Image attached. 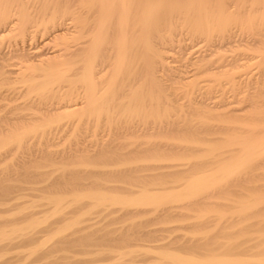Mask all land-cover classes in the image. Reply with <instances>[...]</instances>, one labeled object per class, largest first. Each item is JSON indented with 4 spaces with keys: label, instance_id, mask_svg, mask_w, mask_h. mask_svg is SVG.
Wrapping results in <instances>:
<instances>
[{
    "label": "rangeland",
    "instance_id": "374dc122",
    "mask_svg": "<svg viewBox=\"0 0 264 264\" xmlns=\"http://www.w3.org/2000/svg\"><path fill=\"white\" fill-rule=\"evenodd\" d=\"M27 1L31 3L29 0ZM151 1L156 2L155 5L157 4V6L154 5L155 8L157 7L155 9L157 15L155 12L147 15L146 21H148L144 25L143 22L140 24L142 19L139 18L142 17L141 14L145 10V7L143 8L145 0H136V2L127 0V7L130 8L127 13L129 24L122 27V32L128 31L122 33V38L126 37L123 38L125 40L124 50L128 49L124 52L126 55H124L125 59L122 65V72H124L108 94L104 91L105 87L110 85L115 74L114 59L117 48L116 40L119 34L115 28H109L106 41L96 44L99 48L106 47L105 49H107V51H101L102 54H100L104 55L102 58H105L103 59L105 64H102L105 70L102 75H99L102 78L98 77L99 79L95 80L97 95L101 94V97L104 95L102 106L104 112L102 110L95 111L96 114L94 111H87L79 118L77 116L72 119L61 118L60 110L68 104L87 103L89 93L84 89L86 88L85 84L79 82L80 72L78 74L77 71L59 67L56 68V72L55 70L52 72L51 78L39 75L42 77L39 78L40 80L38 78L31 79L28 77V73L31 71L39 73V69L42 67V69H47L50 65L45 64L39 67V63L36 61L34 63L26 62L27 59L23 57L24 52L21 53V56L19 50L28 51L33 48V45L34 47L40 46L43 49L38 48L36 51L41 50L42 55L46 54V57H52L56 47L52 43V45H42V47L41 44L45 39L35 40L36 44L34 39L27 43L28 37L24 38L26 40L19 38L18 34L20 33L21 36V32L4 34L0 28V145L14 136L20 137L12 144L10 143L6 150L0 151V233L12 230L13 234L10 233L11 236H8L7 233V239H5L6 237L0 239V242L4 240L2 243L6 245L4 248L5 245L1 246L2 243H0V247L5 249L4 251L3 248H0V264H93V262L94 264H118L114 263L111 257L119 253V249L120 251L128 249L127 252H135L126 258V264H174L168 260L162 261L163 258L160 259L163 255L159 253H165L166 250L171 251H167L166 254H180L179 256L182 255L181 259L191 257L197 261L211 262L217 259L235 260L240 258L246 261L249 256L253 261L248 260L251 264L264 262V150H262L264 144H261L260 149L262 151L261 160L258 158L259 162L257 160L247 162L242 169L234 172L232 177L230 176L221 184L219 183L215 189L217 191L211 190L204 193L205 195L198 194L199 196L190 198L185 196L182 190L185 184L192 179L209 176L212 172H216L212 173V176H216L220 168L229 166L240 156L241 150L239 149L241 147L238 146L254 141L257 134L259 139H264V123H262L264 122V112L259 115L261 108L264 110V102H260L264 101V93H262L264 84L257 85L261 82L264 83V78H262L264 77V73H262L264 72V61H262L264 59V47H262L264 46V23H262L264 22V0H242V2L241 0H201V2L200 0H177L173 1L175 6L172 0L171 3L169 0H161L160 4L158 0ZM41 2L48 3V9H51L49 6H55L58 3L59 5L68 4L69 12L78 16L96 8L98 5L96 3H99V0H59L58 2L57 0H42ZM133 2L134 5H132ZM29 3L30 7L32 3ZM167 3L169 7L166 6ZM141 4L142 8H140ZM170 4L173 5L172 10L169 9ZM253 4L254 6H252ZM200 5H203L202 9ZM215 6H218V9ZM175 7L177 8L175 9ZM188 8L190 9L189 16ZM140 9H143V12ZM162 9L166 10L165 14H163L164 11L160 13ZM199 9L204 10L199 12ZM36 11L39 14L40 10ZM183 11L187 13V16L185 13L183 15ZM220 11L221 14L218 13V15L217 12ZM201 13L205 16H202ZM194 15H197V18ZM36 16L38 15L34 11L33 14L29 13V16L27 15L29 22ZM215 17H221V19ZM153 18L155 24H151ZM195 19L202 21H195ZM91 21L93 22L92 19ZM91 21L90 23H92ZM164 21L166 22L164 23ZM209 22L210 24H208ZM160 24H162L161 27ZM204 24L207 26L204 27ZM218 24L219 26H217ZM147 25L151 27V30L154 27L157 34L156 31H151L149 26L147 29ZM209 25L211 26L209 27ZM220 26L222 27L219 28ZM207 27L210 29L208 30ZM142 28L144 29L142 30ZM161 28H166L162 31L163 34ZM204 28L209 31L205 32L207 35L201 33L202 31L204 33ZM223 28L224 30H222ZM142 31H145L146 35ZM164 31L168 33L165 32L167 37ZM221 32L224 35L221 36ZM200 34H202V38H200ZM13 36L16 37V40ZM147 36L148 38H146ZM203 36L206 38L202 42ZM84 38L86 39L83 36L79 41L85 42L87 39L84 41ZM165 38L167 41L172 38L168 45ZM206 39L207 42L210 39L209 44L206 43ZM20 40L22 42L19 45ZM23 40L26 44L23 43ZM79 41L76 46L83 44ZM169 43H172L171 46ZM149 46L154 47L156 51L154 49L152 51ZM158 48L162 51H159ZM168 49H170L169 52ZM214 49L220 56H213L216 52ZM189 50L196 51L190 52ZM14 53H19L21 57L14 56ZM79 53L74 54L73 52L74 56L71 54L72 57L66 59L78 63V60H82L86 55V53L84 56L82 52ZM151 53L155 56H152ZM159 55L173 60L166 61L167 63L171 62L170 64L158 66L160 65L158 64L159 60H161ZM248 55L254 60L260 57L257 65L256 61H253V65L257 66L254 67L260 68H258L260 82H258L257 69L249 72V69H254L250 66L247 69L244 68L245 71L243 69L236 70V66H240L241 62L236 64L235 62L246 59L245 57ZM249 56L248 59H250ZM154 57L158 61L154 60ZM216 61L219 64L222 63L224 71L220 70L221 66L219 67V64L215 63ZM207 62H209V69ZM194 63L195 66L196 64L198 66L193 67ZM202 64L205 67L201 68ZM80 65L82 66L81 63ZM225 66L230 69V72L229 70L227 72L230 75L223 73L227 71ZM29 67L32 69L30 70ZM171 67H174V70ZM25 68L29 69L26 71ZM101 68L102 66L97 70L99 71ZM199 68L201 71L198 70ZM205 68L210 71L207 72ZM241 70L244 75L246 74L245 78H242L243 73L242 75L238 74ZM5 71L7 74H3ZM204 72L208 76L206 73L203 75ZM234 72L237 73V78L233 74ZM249 73L257 75L250 77ZM228 76L231 77L232 83L228 82L230 80ZM254 77H258L257 80ZM254 81L258 83L252 84ZM254 85L262 88V90L259 89L260 92L257 90L262 97L257 95ZM42 86L49 87L50 90L42 91ZM55 89L57 92L54 91ZM101 91L103 94H99ZM255 94L261 97L258 100L260 103L255 104L261 108L256 107V110L252 105V102L257 100ZM252 95L256 96H254L255 99ZM249 97L253 99L251 100ZM207 98L208 100H206ZM200 102L201 106H199ZM210 103L214 106H210ZM205 106L210 108V111ZM237 107L238 109H236ZM204 110L205 112H203ZM236 110L239 111V114ZM254 111L257 112V115ZM27 117L30 119L29 121ZM45 119L56 123L47 129H39V126L44 122L47 123ZM80 119L82 121H79ZM127 135L136 136L132 143V137L128 139ZM246 140L248 141L246 142ZM240 142L243 144L241 145ZM125 169L128 170V173ZM171 192L172 194H170ZM210 192L212 194H209ZM103 193L108 197L117 195L120 199H126V197L127 199H141V197H149V195L158 196L166 193L174 198L166 204L148 207L149 210L153 209L151 212L147 209L143 211L141 208L139 209L143 213L140 210L136 212L137 207H130L131 213L130 209L128 210L129 207L123 208L126 211L122 209L124 211L122 212L119 206L109 208L104 205H96L95 201H92L94 198L91 197L100 194L103 196ZM59 200H61L60 205L56 203ZM62 200H65L64 203ZM248 204L253 207H249V209ZM144 247L154 251L147 253ZM9 248H14L16 253H13L15 251L11 249L10 255ZM214 248L221 252L215 251ZM161 249H165V251ZM116 251L118 252L114 255ZM224 251L226 252L224 253ZM121 252L123 253V251ZM219 253L220 255L217 256ZM221 253L225 254L222 255L226 259L221 256ZM12 256L13 258H11ZM158 256L160 257L158 258ZM220 256L222 259L218 258Z\"/></svg>",
    "mask_w": 264,
    "mask_h": 264
},
{
    "label": "bare ground",
    "instance_id": "6f19581e",
    "mask_svg": "<svg viewBox=\"0 0 264 264\" xmlns=\"http://www.w3.org/2000/svg\"><path fill=\"white\" fill-rule=\"evenodd\" d=\"M27 0H0V28L2 29L1 31L4 33V34H6V33H9V32H15V31H17L16 32V34H18L19 32H21V36H20V33L18 34L19 35V38L20 39H24V38H26L27 39V37H28V41L26 40V39H24V40H26V42L28 43L30 40H32L33 41V39H34V43H35V40H38V39H45V40H43V42H42V44H41V46L42 45H44V46H49L51 43L52 44H54L53 46L54 47H56V50L54 51L53 50V54H52V57H46L45 55H42L40 52H41V50L43 49H41L40 48V46L39 47H36V49H35V47H34V45H33V48L32 49H29L27 52L26 51H20L19 50V48H18V50H19V52H20V54L22 53L23 54V52H24V54H23V57L24 58H26L27 59V61L26 62H33L34 63V61H36V62H38L39 63V67L41 66H43V65H45V64H47V65H50L47 69H39L38 71H40L39 73H37V71L36 72H33V71H31L30 73H28V77H31V79L32 78H34V79H37L38 78V80H40L42 77L41 76H39V75H43V76H47V77H45V78H48V76L50 77V76H52L53 75V71L55 70V72H56V68H59V67H62L63 69L64 68H66L67 70H74V71H77L78 72V74H79V72H80V77H79V82H82V84L84 83L85 84V87L86 88H84V89H86V90H88L87 92L89 93V98H87V103H85V104H79L78 102V104L77 103H73V104H68V105H66V106H64V108H62L60 111L62 112L61 114L62 115H60V117L61 118H74L75 116H77L78 118L80 117V116H82L85 112H87V111H94V113H96L95 111H97V112H99V111H101L102 110V106H103V99H104V95L101 97V94L100 93H102V91L104 90V88H102L103 90L101 91V92H99V96L97 95V93H96V87H97V85H96V83H95V80L97 81V79L96 78H98V77H100L99 75H102L103 74V72H104V70H105V68L103 69V65L105 64L104 63V61H103V59H105V58H102V56H104V55H100V54H102L101 53V51H103L104 52V50H106L107 51V49H105L106 47H103V48H99V46L97 47V45L96 44H98V42L100 43V42H105L106 41V39H107V36H108V30H109V28H115V30L118 32V34H119V36H117L118 38H117V40H116V51H115V49H114V51L116 52V57H115V66L114 67H116L115 68V74H114V77L112 78V81H110V85H108L107 86V88L105 87V91H104V93H107L108 94V92H110L112 89H113V86L115 85V83H116V81L118 80V79H120L121 77H122V73L124 72H122V65H123V61H124V57L126 56L125 55V50H128V49H125L124 50V48H125V36L122 38V33H126V32H128V31H124V32H122V27H124L128 22H127V13H128V9L130 10V8L129 7H127L128 5H127V0H99V3H96V5H97V7L95 8L94 6V8H92V9H90V11H87L85 14H83V15H80V17H78L77 15L75 16L74 14L75 13H71V12H69V10H70V7H69V5L68 4H66V5H59V3H58V5L56 4H54L55 6H49V7H51V9H48V6H47V4L45 3H43V2H41L40 0H29L31 3H29L28 1L26 2ZM44 1V0H43ZM59 0H57V2H58ZM69 1V0H68ZM93 1V0H92ZM97 1V0H96ZM159 2V4H160V1L161 0H158ZM170 1V3H171V0H169ZM173 1H177V0H172V2ZM209 1V0H208ZM221 1V0H220ZM254 1V0H253ZM47 2V1H46ZM52 2V1H51ZM129 2V1H128ZM135 2H136V0H135ZM167 2V1H166ZM200 2H201V0H200ZM207 2V1H206ZM205 2V3H206ZM213 2V1H212ZM223 2V1H222ZM241 2H242V0H241ZM28 3L29 4H31L30 5V7L28 6ZM50 3V2H49ZM131 3V2H130ZM155 3L156 2H152L151 0H145V6H143V8L145 9L144 10V12H143V14H141L142 15V17L141 18H139V19H142V21H140V24H141V22H143V24L144 25H146L145 23H147V21H146V18H147V15H149V14H151V13H154L155 12V9H157V7L155 8V6H157V4L155 5ZM169 3V2H168ZM168 3H167V5L166 6H168ZM180 3V2H179ZM182 3V2H181ZM198 3H199V1H198ZM197 3V4H198ZM262 3V2H261ZM140 4V3H139ZM144 4V3H143ZM185 4V3H184ZM83 5V4H82ZM132 5H134V2H133V4ZM137 5V4H136ZM155 5V6H154ZM163 5V4H162ZM162 5H160V6H162ZM171 5V4H170ZM173 5H174V2H173ZM173 5H171V7L169 8V9H171L172 10V6ZM182 5V4H181ZM191 5V4H190ZM193 5V4H192ZM203 5H204V2H203ZM203 5L201 6V9H202V7H203ZM220 5V4H219ZM222 5V4H221ZM138 6V5H137ZM159 6V7H160ZM175 6V5H174ZM178 6V5H177ZM186 7H187V4L185 5ZM200 6H198V8H200ZM206 6V5H205ZM210 6H212V5H210ZM252 6H254V4L252 5ZM92 7V6H91ZM164 7H165V4H164ZM169 7V6H168ZM168 7H167V9H168ZM192 7V6H191ZM190 7V8H191ZM197 7V6H196ZM195 7V8H196ZM216 7V6H215ZM214 7V8H215ZM218 7V6H217ZM216 7V9H218ZM231 7H232V5H231ZM140 8H142V4H141V6H140ZM161 8V7H160ZM177 7H175V9H176ZM209 8V7H208ZM220 8V7H219ZM224 8V7H223ZM132 9H133V7H132ZM137 9H139V8H137ZM174 9V10H175ZM179 9V8H178ZM184 9V8H183ZM201 9H199V12H200V10ZM231 9V8H230ZM234 9V8H233ZM242 9V8H241ZM36 10H40V12H39V14H38V12L36 11ZM189 10V13H188V16L190 15V9L188 8L187 9V11ZM195 10V9H194ZM204 10V9H203ZM203 10H201V11H203ZM212 10H215V9H212ZM223 10V9H222ZM253 10V9H252ZM260 10V9H259ZM33 11L34 12H36L37 13V15L38 16H36L35 18H34V20L32 21H30L29 22V19H28V17H27V15L29 16V13L31 14H33ZM132 11V10H131ZM157 11V10H156ZM161 12L160 13H162V11H164L163 9L162 10H160ZM166 11V10H165ZM165 11L163 12V14H165ZM181 11V10H180ZM192 11H193V9H192ZM206 11H208V10H206ZM205 11V12H206ZM219 11V10H218ZM257 11V10H256ZM179 12V11H178ZM177 12V13H178ZM209 12V11H208ZM239 12V11H238ZM253 12H255V11H253ZM261 12V11H260ZM84 13V12H83ZM141 13V12H140ZM157 12H155V14H156ZM167 13V12H166ZM173 13V12H172ZM184 11H183V15H184ZM203 13V12H202ZM202 13H201V15H202ZM218 13H220L221 14V11L220 12H217V14ZM259 13V12H258ZM179 14V13H178ZM186 14V16H187V13H185ZM193 14V13H192ZM191 14V15H192ZM224 14V13H223ZM225 14H227V13H225ZM235 14V13H234ZM262 14V13H261ZM153 16H154V14H152ZM157 15V14H156ZM162 15V14H161ZM168 15H169V13H168ZM168 15H167V17H168ZM171 15H173V14H171ZM200 15V14H199ZM204 16H205V14H203ZM202 15V16H203ZM213 15V14H212ZM219 15V14H218ZM232 15V14H231ZM253 15V14H252ZM256 15V14H255ZM33 16V15H32ZM35 16V15H34ZM85 16V17H84ZM163 16V15H162ZM161 16V17H162ZM166 16V15H165ZM165 16H164V18H165ZM182 16V15H181ZM195 16V15H194ZM215 16V15H214ZM217 16V15H216ZM222 16V15H221ZM89 17H91V19L93 20V22L91 21V19H89ZM132 17H134V16H132ZM138 17V16H137ZM150 17V16H149ZM196 18H197V15L195 16ZM201 17V16H200ZM252 17V16H251ZM262 17V16H261ZM157 18V17H156ZM216 18V17H215ZM217 18H219V17H217ZM216 18V19H217ZM148 19V18H147ZM162 19V18H161ZM160 19V20H161ZM168 19V18H167ZM194 19V18H193ZM192 19V20H193ZM199 19H202V18H199ZM219 19H221V17L219 18ZM92 22V23H90V21ZM138 20V19H137ZM151 20V19H150ZM149 20V21H150ZM164 20V19H163ZM163 20H161V21H163ZM196 20H198V19H195V21ZM224 20V19H223ZM221 20V22H223L224 23V21L226 20ZM132 21V20H131ZM156 21V20H155ZM158 21V20H157ZM156 21V22H157ZM173 21V20H172ZM198 21H202V20H198ZM261 21V20H260ZM153 23H151V24H155L154 23V18H153V21H152ZM160 22V21H159ZM166 21H164V23H165ZM208 22V21H207ZM221 22L219 23V24H221ZM227 22V21H226ZM149 23V24H150ZM172 23V22H171ZM170 23V24H171ZM178 23V22H177ZM194 23V22H193ZM212 23V22H211ZM260 23V22H259ZM262 23H264V22H262ZM129 24V23H128ZM132 24V23H131ZM143 24H142V26H143ZM163 24V23H162ZM162 24H160V27H161V25ZM173 24H175V23H173ZM196 24H197V22H196ZM200 24V23H199ZM206 24V23H205ZM204 24V27H206L207 25H205ZM208 24H210V22L208 23ZM219 24L217 25V26H219ZM226 25V24H225ZM224 25V26H225ZM148 26L149 25H147V29H148ZM155 26V25H154ZM195 26V25H194ZM197 26V25H196ZM198 26H200V25H198ZM203 26V25H202ZM201 26V27H202ZM211 25H209V27H210ZM216 26V27H217ZM223 26V27H224ZM251 26V25H250ZM128 27H129V25H128ZM133 27V26H132ZM140 27V26H139ZM144 27V26H143ZM150 27V26H149ZM159 27V28H160ZM179 27V26H178ZM209 27H207L208 28V30L210 29ZM214 27V26H213ZM222 26H220L219 28H221ZM126 28V27H125ZM134 28V27H133ZM156 28V27H155ZM218 28V27H217ZM227 28V27H226ZM225 28V29H226ZM124 29V28H123ZM141 29V28H140ZM144 28H142V30H143ZM145 29H146V27H145ZM158 29V28H157ZM162 29V28H161ZM198 29V28H197ZM202 29V28H201ZM200 29V30H201ZM124 30H126V29H124ZM129 30H130V27H129ZM139 30V29H138ZM150 30H151V27H150ZM163 30H166V28L165 29H162L161 30V32L163 31ZM168 30V29H167ZM203 30V29H202ZM204 30H205V28H204ZM208 30H205L204 31V33H203V31L201 32L202 34H206L205 32L206 31H208ZM219 30V29H218ZM222 30H224V28L222 29ZM149 31V30H148ZM151 31H156L155 33L157 34V30H155L154 29V27H153V30H151ZM160 31V30H159ZM158 31V32H159ZM189 31V30H188ZM219 31H221V30H219ZM228 31V30H227ZM1 32V33H2ZM111 32V31H110ZM131 32H132V30H131ZM140 32V31H139ZM166 31H164V33H165ZM196 32V31H195ZM209 32V31H208ZM226 32V31H225ZM138 33V32H137ZM142 33H144L145 34V31H142ZM141 33V34H142ZM149 33V32H148ZM151 33H153V32H151ZM154 33V34H155ZM167 33V32H166ZM166 33H165V36H166ZM197 33V32H196ZM11 34V33H10ZM140 34V33H139ZM161 34V33H160ZM162 34H163V32H162ZM162 34H161V36H162ZM168 34V33H167ZM170 34V33H169ZM173 34V33H172ZM175 34H176V32H175ZM189 34V33H188ZM197 34H199V32L197 33ZM197 34H195V35H197ZM202 34H200V38H202L201 36H202ZM17 35V36H18ZM126 35V34H125ZM129 35V34H128ZM133 35H134V33H133ZM146 35V34H145ZM207 35V34H206ZM209 35V34H208ZM222 35H224L223 34V32H221V36ZM228 35V34H227ZM83 36H85L86 37V39L84 38V41L85 42H80L79 40L83 37ZM152 36V35H151ZM160 36V35H159ZM168 36V35H167ZM166 36V37H167ZM174 36V35H173ZM186 36V35H185ZM220 36V37H221ZM14 37V36H13ZM21 37H23V38H21ZM141 37V36H140ZM170 37H172V36H170ZM183 37V36H182ZM189 37V36H188ZM15 38V40H16V37H14ZM19 38H17V39H19ZM110 38V37H109ZM133 38V37H132ZM146 38H148V36L146 37ZM197 38H199V37H197ZM203 38H204V40H202V42L203 41H205V38L206 37H204L203 36ZM207 38H208V36H207ZM212 38H214V37H212ZM217 38V37H216ZM160 39V38H159ZM172 39V38H171ZM170 39V40H171ZM219 39V38H218ZM24 40H23V43H25L26 44V42H24ZM165 40H166V38H165ZM169 40V41H170ZM174 40V39H173ZM173 40H172V43H173ZM179 40V39H178ZM184 40V39H183ZM193 40V39H192ZM201 40V39H200ZM199 40V41H200ZM209 40L210 39H208V42H209ZM212 40V39H211ZM215 40V39H214ZM217 40V39H216ZM220 40V39H219ZM222 40H224V39H222ZM80 42V43H83V44H81V46H76V43L77 42ZM109 41V40H108ZM128 41V40H127ZM146 41V40H145ZM167 41V40H166ZM169 41H167V45H168V42ZM186 41V40H185ZM262 41V40H261ZM20 42H22L21 40L19 41V45H20ZM102 42V43H103ZM142 42H144V41H142ZM191 42V41H190ZM189 42V43H190ZM193 42V41H192ZM195 42V41H194ZM201 42V43H202ZM207 42V39H206V43H208ZM213 42V41H212ZM219 42V41H218ZM222 42V41H221ZM31 43V42H30ZM30 43H29V47H30ZM33 43V42H32ZM37 43H39V42H37ZM79 43V44H80ZM130 43V42H129ZM147 43V42H146ZM154 43H155V41H154ZM164 43V42H163ZM172 43H169V45L171 46V44ZM178 43V42H177ZM187 43V42H186ZM185 43V44H186ZM198 43V42H197ZM196 43V44H197ZM200 43V44H201ZM210 43V42H209ZM208 43V44H209ZM261 43V42H260ZM24 44V45H25ZM36 44V43H35ZM51 44V45H52ZM148 44V43H147ZM158 44V43H157ZM161 44H162V42H161ZM183 44V43H182ZM195 44V46H197ZM203 44V43H202ZM205 44V43H204ZM214 44V43H213ZM229 44H231V43H229ZM228 44V45H229ZM16 45V44H15ZM21 45H23V44H21ZM39 45V44H38ZM102 45V44H101ZM126 45H128V44H126ZM205 45H207V44H205ZM222 45V44H221ZM14 46V45H13ZM18 46V45H17ZM16 46V47H17ZM27 46V45H26ZM146 46V45H145ZM154 46V45H153ZM159 46V45H158ZM170 46H168V47H170ZM186 46V45H185ZM188 46V45H187ZM191 46V45H190ZM193 46V45H192ZM219 46V45H218ZM20 47H22V46H20ZM43 47V46H42ZM143 47H144V45H143ZM150 47V46H149ZM156 47V46H155ZM160 47V46H159ZM164 47H166V45H164ZM167 47V48H168ZM189 47V46H188ZM210 47H211V45H210ZM209 47V48H210ZM262 47H264V46H262ZM13 48V47H12ZM24 48H25V46H24ZM38 48H40L41 50L39 51H36ZM127 48V47H126ZM142 48V47H141ZM150 48H152V47H150ZM162 49H164L163 47H161ZM202 48V47H201ZM213 48H214V46H213ZM14 49V48H13ZM17 49V48H16ZM21 49H23V47L21 48ZM153 49H154V47L152 48V51H153ZM197 49V48H196ZM217 49V48H216ZM24 50V49H23ZM52 50V49H51ZM50 50V51H51ZM73 50V51H72ZM145 50H146V47H145ZM155 51H156V49H154ZM158 50H159V48H158ZM161 50V49H160ZM159 50V51H160ZM169 50L170 49H168V52H169ZM185 50V49H184ZM215 50V49H214ZM218 50V49H217ZM71 51H72V53H71ZM86 51V52H85ZM134 51V50H133ZM162 51V50H161ZM178 51H179V49H178ZM190 51V50H189ZM192 51H196V50H192ZM192 51H190V52H192ZM216 51V50H215ZM214 51V52H215ZM219 51H220V49H219ZM12 52V51H11ZM14 52V51H13ZM15 52H17V51H15ZM73 52H74V54H77V53H79V52H82L83 53V56H84V54L86 53V55H85V57H83V59L82 60H80V62H79V60H78V63H76V62H70L68 59H69V57H72V55H73ZM143 52V51H142ZM150 52V51H149ZM188 52V51H187ZM200 52V51H199ZM42 53H44V52H42ZM51 53V52H50ZM49 53V54H50ZM82 53H81V55H82ZM139 53V52H138ZM153 53V52H152ZM151 53V55L152 56H155V55H153ZM155 53H159V52H155ZM174 53V52H173ZM186 53V52H185ZM202 53V52H201ZM12 54V53H11ZM22 54H21V56H22ZM48 54V53H47ZM72 54V55H71ZM80 54V53H79ZM104 54V53H103ZM146 54L148 55L149 53H147V51H146ZM160 54V53H159ZM206 54H207V52H206ZM214 54V53H213ZM213 54H210V55H213ZM253 54H255V53H253ZM258 54V53H257ZM261 54V53H260ZM6 55V54H5ZM13 55V54H12ZM15 55H18V56H20L19 55V53H14V56ZM125 55V56H124ZM150 55V56H151ZM188 55V54H187ZM215 55H219L218 53H217V51L215 52V54L213 55V56H215ZM259 55V54H258ZM262 55V54H261ZM260 55V56H261ZM1 56H3V55H1ZM7 56V55H6ZM20 56V57H21ZM48 56V55H47ZM74 56V55H73ZM149 56V55H148ZM157 56V55H156ZM193 56V55H192ZM220 56V55H219ZM249 56V55H248ZM247 56V57H248ZM254 56V55H253ZM68 57V59H66ZM171 57H173V56H171ZM170 57V58H171ZM204 57V56H203ZM247 57H245L246 59H244V60H242V61H240L239 60V62L237 61V62H235V64L236 63H242L243 62V64L241 65V63H240V66H236V70H239L240 71V69H243L244 70V68H246L247 69V67H250L251 66V68H254V69H249L250 71L249 72H251L252 70L254 71L255 69H257L256 71H258V73L257 74H259V70H258V68H255V67H257V66H255V65H253V63L255 62L256 63V65H257V62H258V60H260L259 58L260 57H258V59H257V57H256V59L257 60H254V59H252L251 58V56H249V58L250 59H248ZM11 58V57H10ZM17 58V57H16ZM112 58V57H111ZM145 58V57H144ZM158 58V57H157ZM161 58V60H159V63L158 64H160V65H158V66H161L162 67V65H164L165 66V64H168L166 61H170V60H173V59H170V60H168L169 58H166V57H164V55L163 56H160L159 55V59ZM180 58V57H179ZM217 58V57H216ZM224 58V57H223ZM152 59V58H151ZM187 59V58H186ZM192 59V58H191ZM201 59V58H200ZM210 60H212L211 58H209ZM226 59V58H225ZM236 59V58H235ZM234 59V60H235ZM248 59V60H247ZM261 59H262V57H261ZM23 60V59H22ZM21 60V61H22ZM148 60V59H147ZM154 60H156V61H158L157 59H156V57H154ZM217 60V59H216ZM247 60V61H246ZM17 61V60H16ZM146 61V60H145ZM152 61V60H151ZM175 61V60H174ZM173 61V62H174ZM219 61H220V59H219ZM254 61V62H253ZM262 61H264V59H262ZM6 62V61H5ZM8 62H10L9 60H8ZM20 62V61H19ZM148 62V61H147ZM155 62V61H154ZM185 62H187V61H185ZM197 62V61H196ZM226 62V61H225ZM245 62V63H244ZM17 63V62H16ZM80 63L82 64V66L80 65ZM151 63V62H150ZM171 63V62H170ZM169 63V64H170ZM176 63V62H175ZM201 63V62H200ZM209 62H207V64H208ZM215 63H217V61L215 62ZM259 63H262L261 61H259ZM258 63V64H259ZM8 64V63H7ZM10 64V63H9ZM19 65H20V63H18ZM26 64V63H25ZM103 64V65H102ZM204 64H206V63H204ZM204 64H202L203 66L201 67V68H203V67H205L204 66ZM211 64V63H210ZM217 64H219V63H217ZM221 64L222 63H220L219 64V67L221 66ZM234 64V65H235ZM6 65V64H5ZM4 65V66H5ZM107 65V64H106ZM109 65V64H108ZM135 65V64H134ZM155 65L157 66V64L155 63ZM179 65V64H178ZM194 65V66H193ZM192 66L193 67H197L198 66V64H196V66H195V63L193 64ZM224 65V64H223ZM238 65V64H237ZM252 65H253V67H252ZM260 65H262V64H260ZM260 65H258V66H260ZM13 66V65H12ZM17 66V65H16ZM38 66V65H37ZM97 66H98V68L99 67H101L102 66V68L101 69H99V71L97 70L98 68H97ZM110 66V65H109ZM108 66V67H109ZM151 66V65H150ZM211 66H213V65H211ZM215 66V65H214ZM255 66V67H254ZM14 67V66H13ZM33 67V66H32ZM38 67V68H39ZM45 67V66H44ZM154 67V66H153ZM169 67V66H168ZM218 67V68H219ZM225 67H227V66H225ZM7 68V67H6ZM23 68V67H22ZM30 68V67H29ZM28 68V69H29ZM34 68V67H33ZM113 68V67H112ZM132 68V67H131ZM166 68H167V66H166ZM165 68V69H166ZM172 68V67H171ZM174 68V67H173ZM172 68V69H173ZM201 68H199L198 70H200ZM210 67H209V64H208V69H209ZM216 68V67H215ZM217 68V69H218ZM232 68V67H231ZM28 69H26L25 68V70L27 71ZM32 68H30V70H31ZM65 69V70H66ZM148 69H149V66H148ZM155 69V68H154ZM156 69H158V68H156ZM161 69V68H160ZM163 69V68H162ZM168 69H170V68H168ZM171 69V70H172ZM176 69H178V68H176ZM192 69V68H191ZM194 69V68H193ZM206 69V68H205ZM213 69V68H212ZM211 69V70H212ZM223 68H222V66L220 67V70H222ZM234 69H235V67H234ZM234 69H232L233 71H234ZM260 69V68H259ZM16 70V69H15ZM18 70V69H17ZM35 70V69H34ZM37 70V69H36ZM57 70H59V69H57ZM112 70V69H111ZM124 70V69H123ZM174 70V69H173ZM172 70V71H173ZM225 69H223V71H224ZM228 70H229V72H230V69H228V67H227V71L226 72H223L224 74L225 73H227L228 72ZM232 70H231V72H232ZM243 70H241V72H238V74H240L241 73V75H242V73H243ZM19 71V70H18ZM107 71V70H106ZM158 71H160V70H158ZM168 71V70H167ZM176 71V70H175ZM201 71V70H200ZM202 71H203V69H202ZM205 71V70H204ZM206 71H207V69H206ZM210 70H208L207 72H209ZM245 71V70H244ZM8 72H11V71H8ZM13 72H14V70H13ZM12 72V74H14ZM17 72V71H16ZM55 72H54V74H55ZM142 72V71H141ZM170 72V71H169ZM220 72V71H219ZM22 73V72H21ZM25 73H27V72H25ZM74 73H76V72H74ZM110 73V72H109ZM147 73V72H146ZM160 73V72H159ZM205 73L206 72H204V74L203 75H205ZM254 73H256V72H254ZM250 74L249 73V75H250V77H251V75H255V74ZM262 73H264V72H262ZM3 74H7L6 73V71H5V73H3ZM11 74V73H10ZM11 74V75H12ZM151 74V73H150ZM157 74V73H156ZM169 74V73H168ZM184 74V73H183ZM211 74V73H210ZM213 74V73H212ZM228 75H230L229 73H227ZM235 76H236V78H237V73L235 74V72L233 73ZM256 74V75H257ZM22 75H23V73H22ZM55 75H57V73L55 74ZM110 75V74H109ZM108 75V76H109ZM148 75V74H147ZM177 75V74H176ZM206 75H207V73H206ZM241 75H240V77H241ZM243 75H244V73H243ZM255 75V76H256ZM262 75V74H261ZM58 76V75H57ZM56 76V77H57ZM104 76V75H103ZM106 76V75H105ZM151 76V75H150ZM150 76H149V79L151 80V78H150ZM159 76V75H158ZM208 76V75H207ZM245 76H246V74L244 75V76H242V78H245ZM4 77V76H3ZM27 77V76H26ZM41 77V78H40ZM176 77V76H175ZM198 77V76H197ZM210 77V76H209ZM229 77V81L228 82H230L231 81V77L230 76H228ZM253 77V76H252ZM258 77H259V80H258V82H260V74L258 75ZM258 77H256V78H258ZM23 78V77H22ZM40 78V79H39ZM51 78V77H50ZM53 78V77H52ZM63 78V77H62ZM100 78H102V76L100 77ZM235 78V77H234ZM255 78V77H254ZM253 78V79H254ZM255 78V79H256ZM262 78H264V77H262ZM14 79V78H13ZM34 79H33V81H34ZM65 79V78H64ZM99 79V78H98ZM138 79V78H137ZM251 80H252V78H250ZM254 79V80H255ZM7 80H9L8 78H7ZM18 80V79H17ZM57 80V79H56ZM59 80V79H58ZM102 80V79H101ZM147 80V79H146ZM145 80V81H146ZM181 80V79H180ZM233 80V79H232ZM237 80V79H236ZM241 80V79H240ZM243 80V79H242ZM241 80V81H242ZM248 80V79H247ZM257 80V79H256ZM262 80V79H261ZM3 81V80H2ZM11 81H12V79H11ZM64 81V80H63ZM1 82V81H0ZM13 82H15V81H13ZM59 83H60V80L58 81ZM238 82H239V78H238ZM251 82V81H250ZM255 82H257V81H254V83H252V84H256ZM257 82V83H258ZM57 83V82H56ZM102 83V82H101ZM152 83V82H151ZM231 83H232V81H231ZM233 83H234V81H233ZM30 84V83H29ZM48 84V83H47ZM52 84V83H51ZM108 84V83H107ZM149 84V83H148ZM261 84H264V83H258L257 85H260L261 86ZM34 85V84H33ZM53 85V84H52ZM59 85V84H58ZM76 85V84H75ZM208 85V84H207ZM234 85V84H233ZM48 86H50V85H48ZM155 86V85H154ZM242 86V85H241ZM252 86V85H251ZM256 85H254V88H256L255 89V92H257V95H260V94H258V91L257 90H259L260 89V87L259 86H256ZM43 87V86H42ZM52 87V86H51ZM70 87V86H69ZM104 87V86H103ZM235 87V86H234ZM238 87V86H237ZM253 87V86H252ZM41 88V87H40ZM134 88V87H133ZM154 88V87H153ZM159 88V87H158ZM258 88V89H257ZM13 89V88H12ZM70 89V88H69ZM76 89H77V85H76ZM83 89V90H84ZM235 89V88H234ZM38 90H39V88H38ZM43 90H45V91H49L50 90V88L49 87H43L42 88V91ZM68 90V89H67ZM159 90V89H158ZM260 90H262V88L260 89ZM260 90H259V92H260ZM54 91H56V89L54 90ZM40 92V91H39ZM51 92H52V90H51ZM57 92V91H56ZM55 92V93H56ZM75 92V91H74ZM83 92H85V91H83ZM26 93V92H25ZM28 93V92H27ZM38 93V92H37ZM41 93V92H40ZM43 93V95H44V92H42ZM54 93V92H53ZM65 93V92H64ZM68 93H69V90H68ZM76 93V92H75ZM138 93V92H137ZM237 93V92H236ZM262 93H264V92H262ZM48 94V93H47ZM50 94V93H49ZM87 94V93H86ZM86 94H85V96H86ZM103 94V93H102ZM106 94V95H107ZM114 94V93H113ZM143 94V93H142ZM54 95V94H53ZM66 95V94H65ZM88 95V94H87ZM234 95V94H233ZM248 95V94H247ZM256 95V94H255ZM254 95V96H255ZM256 95V96H257ZM71 96V95H70ZM126 96V95H125ZM203 96V95H202ZM239 96H241V95H239ZM242 96H244V95H242ZM251 96V95H250ZM253 95H252V97L255 99V97H254ZM261 96V95H260ZM260 96H257L256 98H257V102L256 101H254V102H252L251 104L252 105H254V109L256 108V107H258L257 105L255 106V104L256 103H262V102H264V101H258V100H260V98L262 97H260ZM72 97V96H71ZM87 97V96H86ZM204 97V96H203ZM233 97V96H232ZM245 97V96H244ZM252 97H249V98H251V100L253 99ZM85 98V97H84ZM198 98V97H197ZM206 98V97H205ZM204 98V99H205ZM209 98H211L210 96H209ZM235 98V97H234ZM246 98V97H245ZM128 99V98H127ZM223 99V98H222ZM75 100V99H74ZM206 100H208V98L206 99ZM205 100V101H206ZM229 100V99H228ZM241 101H242V98L240 99ZM247 100H248V96H247ZM105 101V100H104ZM197 101V100H196ZM213 101V100H212ZM212 101H209V102H212ZM221 101V100H220ZM236 101V100H235ZM234 101V102H235ZM250 101V100H249ZM67 102V101H66ZM174 102V101H173ZM224 102V101H223ZM251 102V101H250ZM197 103V102H196ZM195 103V104H196ZM205 103V102H204ZM222 103V102H221ZM225 103V102H224ZM229 103V102H228ZM178 104V103H177ZM191 104V103H190ZM198 105V104H197ZM206 105V104H205ZM213 105V104H212ZM211 105V103H210V106H212ZM238 105V104H237ZM248 105H250V104H248ZM252 105H250L251 107H252ZM133 106V105H132ZM199 106H201V102H200V105ZM198 106V108L200 109V107ZM214 106V105H213ZM216 106V105H215ZM225 106H226V104H225ZM224 106V107H225ZM232 106H233V104H232ZM250 106H249V108H250ZM52 107H55V106H52ZM177 107V106H176ZM175 107V108H176ZM179 107V106H178ZM192 107V106H191ZM205 107H207V106H205ZM204 107V108H205ZM220 107H222L221 105H220ZM230 107V106H229ZM239 107V106H238ZM238 107L236 108V109H238ZM104 108V107H103ZM128 108V107H127ZM135 108V107H134ZM165 108V107H164ZM197 108V109H198ZM204 108H202V109H204ZM212 108V107H211ZM218 108H219V106H218ZM226 108V107H225ZM231 108V107H230ZM252 108V109H253ZM258 108H261V107H258ZM50 109V108H49ZM192 109V108H191ZM207 109H208V107H207ZM210 109V108H209ZM208 109V110H209ZM233 109H235L234 108V106H233ZM241 109V108H240ZM253 109V110H254ZM165 110H168V109H165ZM206 110V109H205ZM205 110L203 111V112H205ZM242 110V109H241ZM241 110H240V112H241ZM250 110V109H249ZM256 110V109H255ZM103 111V110H102ZM131 111V110H130ZM210 111V110H209ZM235 111V110H234ZM243 111V110H242ZM57 112V111H56ZM104 112V111H103ZM199 112H202V111H199ZM231 112V111H230ZM236 112H237V110H236ZM239 112V111H238ZM237 112V113H238ZM253 112V111H252ZM255 112V114L257 115V112L256 111H254ZM261 112H264V110H262V108H261V110H260V113H259V111H258V113H259V115H261ZM47 113V112H46ZM55 113V112H54ZM89 113V112H88ZM233 113H235V112H233ZM242 114H243V112H241ZM97 114V113H96ZM100 114V113H99ZM99 114H98V116H99ZM104 114H106V113H104ZM135 114V113H134ZM239 114V113H238ZM43 115H44V113H43ZM47 115V114H46ZM50 115V114H49ZM56 115V114H55ZM100 115H102V114H100ZM255 115V116H256ZM25 117V116H24ZM42 117V116H41ZM47 117V116H46ZM49 117V116H48ZM59 117V119H61ZM89 117V116H88ZM97 117V116H96ZM95 117V118H96ZM103 117V116H102ZM26 118V117H25ZM35 118V117H34ZM43 118V117H42ZM76 118V117H75ZM107 118V117H106ZM164 118V117H163ZM19 119V118H18ZM22 119V118H21ZM27 119H28V117H27ZM58 119V121H61V120H63V119H61V120H59ZM100 119H101V117H100ZM112 119H113V117H112ZM15 120H17V119H15ZM22 120H24V119H22ZM30 119H28V121H29ZM39 120V119H38ZM97 120V119H96ZM103 120V119H102ZM131 120V119H130ZM32 121V120H31ZM45 121H47L46 119H45ZM57 121V120H56ZM72 121V120H71ZM75 121V120H74ZM79 121H82V119H80ZM106 121V120H105ZM125 121V120H124ZM25 122V121H24ZM26 122H27V120H26ZM34 122H36V121H34ZM103 122V121H102ZM22 123V122H21ZM40 123H42V122H40ZM56 122L55 121H47V123H45L44 122V124H42L41 126H39V129H47V127H50L51 125H53V124H55ZM70 123V122H69ZM76 123V122H75ZM109 123V122H108ZM125 123V122H124ZM132 123V122H131ZM262 123H264V122H262ZM23 124V123H22ZM31 125H33L32 123H30ZM135 124H138V123H135ZM253 124H255V123H253ZM24 125H26V124H24ZM38 125H39V123H38ZM129 126V125H128ZM133 126V125H132ZM135 126H137V125H135ZM124 128V127H123ZM34 130V129H33ZM52 130V129H51ZM132 130V129H131ZM35 131V130H34ZM124 131H125V129H124ZM133 131V130H132ZM26 132V131H25ZM28 132V131H27ZM26 132V133H27ZM29 132H31L30 130H29ZM41 132V131H40ZM126 132H127V130H126ZM129 132V131H128ZM135 132V131H134ZM35 133V132H34ZM130 133V132H129ZM129 133H127V134H129ZM17 134H19V133H17ZM25 134V133H24ZM42 134V133H41ZM46 134V133H45ZM44 134V135H45ZM28 135V134H27ZM258 135V134H257ZM255 136L256 137V139H254V141H252V142H248V144L246 143L245 145L242 143V142H240V144L243 146H238V147H241V149H239V150H241V152H240V156L239 157H237V159L236 160H234V162L232 163V164H230L229 166L227 165V166H225V167H222V168H220L217 172V175L215 176H212V173H214V172H212L211 173V175H209V176H202V177H198V178H196V179H192L190 182H187L186 184H185V187L182 189L183 190V194H185V196H189L190 198H194V196H196V195H205L204 193H208L209 191H211V190H215L216 188H217V186H218V184L220 183L221 184V182H223V181H225V179L227 180V178H229L230 176L232 177L233 175V173L234 172H236L237 170H239V169H242L244 166H245V164L247 163V162H250V160L251 161H255V160H257V162H259L258 161V158H260V160H261V158L262 157H260V156H262L261 155V153H262V151H260V149H261V144H264V139H259V137L258 136ZM134 136V135H133ZM260 136V135H259ZM130 136H128L127 135V138L128 139H131V137L129 138ZM134 137H136V136H134ZM134 137H132V139H131V143H132V140H133V138ZM20 137L18 136V137H15L14 136V138H12V139H10V140H6V141H4L1 145H0V151H3L4 149L6 150V147L11 143L12 144V142H14L15 140H17V139H19ZM24 138V137H23ZM3 139V138H2ZM7 139V138H6ZM9 139V138H8ZM127 139V140H128ZM258 139V140H257ZM130 141V140H129ZM248 140H246V142H247ZM239 144V143H238ZM262 147H264V145H262ZM262 150H264V148H262ZM238 153H239V151H238ZM131 155V154H130ZM238 155V154H237ZM254 163V162H253ZM124 166V165H123ZM131 168V167H130ZM123 169V168H122ZM128 169V168H127ZM132 169V168H131ZM136 169V168H135ZM134 169V170H135ZM119 170V169H118ZM133 170V169H132ZM110 171H113V170H110ZM116 171H117V169H116ZM121 171V170H120ZM125 171H126V169H125ZM124 171V172H125ZM127 173H128V170L126 171ZM135 172H136V170H135ZM108 173V172H107ZM106 173V174H107ZM216 173V172H215ZM214 173V174H215ZM120 174V173H119ZM125 174V173H124ZM206 174V173H205ZM113 175V174H112ZM126 175V174H125ZM204 175V174H203ZM231 179V178H230ZM229 179V180H230ZM215 191H217V190H215ZM214 192V191H213ZM95 193V192H94ZM97 194H99V193H97ZM102 194V193H101ZM96 195V197H91V198H94V200H92V201H95V204L96 205H101V206H106V207H109V208H113V207H121V210L123 209V208H127V207H129L128 208V210L130 209V207H137L138 209H137V211L136 212H138V210H140L139 208H141L143 211L144 210H149V208L148 207H151V206H156V205H162L163 203L164 204H166V202H168V201H170L171 199H173L174 197L172 196V195H170V194H172V192L170 193V194H168V193H166V194H163V195H158V196H150L149 195V197H144V198H142L141 197V199L140 198H135V199H132L131 197V199H127V197H126V199H120V197L118 198L117 197V195H116V197H108V196H104V195H106V194H104L103 193V196L102 195ZM209 194H212L211 192L209 193ZM113 195V194H112ZM157 195V194H156ZM198 195V196H199ZM207 195V194H206ZM140 196V195H139ZM193 196V197H192ZM210 196V195H209ZM208 196V197H209ZM207 197V196H206ZM205 197V198H206ZM134 198V197H133ZM177 199V198H176ZM60 201L61 200H59V202H56V203H58V205H60L59 203H60ZM63 201V200H62ZM65 201V200H64ZM64 201H63V203H64ZM90 201V200H89ZM173 201V200H172ZM93 203V202H92ZM62 204V203H61ZM249 205V204H248ZM92 206V205H91ZM94 206V205H93ZM56 207V206H55ZM247 207V206H246ZM249 207H253L252 205H249L248 206V208ZM95 208V207H94ZM96 208H97V206H96ZM103 208V207H102ZM246 208L244 207V210H245ZM250 209V208H249ZM105 210V209H104ZM124 210V209H123ZM122 210V212H124V211H126V210H124L123 211ZM142 210H140L141 212H142ZM150 212L151 211H153V209L152 210H149ZM148 211V212H149ZM130 212H131V209H130ZM135 212V211H134ZM60 213V212H59ZM119 213V212H118ZM132 213V212H131ZM143 213V212H142ZM141 213V214H142ZM147 213V212H146ZM120 214V213H119ZM145 214V213H144ZM126 215H128V214H126ZM134 216V215H133ZM33 226V225H32ZM29 227V226H28ZM29 229V228H28ZM61 229H63V228H61ZM67 230V229H66ZM3 231V230H2ZM11 232H12V230H11ZM11 232H7L8 233V236H11V235H13ZM7 233H4V232H2V233H0V239L2 240L3 238H5L6 237V235H7ZM11 233V235H9ZM14 233V232H13ZM15 236H17V235H15ZM13 237V236H12ZM32 238V237H31ZM34 238H35V236H34ZM5 239H7V237L5 238ZM10 239V238H9ZM13 239V238H12ZM15 239V238H14ZM33 239V238H32ZM0 240V241H1ZM16 240V239H15ZM159 240V239H158ZM5 241H7V240H5ZM2 242H4V240L2 241ZM2 242H0V243H2ZM33 242V241H32ZM158 242V241H157ZM22 243V242H21ZM5 245V244H4ZM3 245V243H2V245L1 246H4ZM8 245V244H7ZM10 245H11V243H10ZM27 246V245H26ZM188 246V245H187ZM6 247V245L4 246V248ZM179 247V246H178ZM184 247V246H183ZM1 248V247H0ZM3 248V247H2ZM1 248V249H2ZM3 248V249H4ZM24 248V247H23ZM34 248V247H33ZM144 248H146V247H144ZM173 248V247H172ZM0 249V250H1ZM11 249H13L14 250V248H11ZM11 249L9 248V250H10V255H11ZM30 249V248H29ZM28 249V250H29ZM143 249V248H142ZM217 249V248H216ZM215 248H214V250L215 251H218L219 249H217L216 250ZM221 249H223V248H221ZM24 250V249H23ZM35 250V249H34ZM33 250V251H34ZM131 250V249H130ZM129 250V251H130ZM152 250V249H151ZM149 248H146L145 249V251L147 252V253H152L153 251H151ZM159 250V249H158ZM161 250H164L165 251V249H161ZM213 250V251H214ZM4 251H5V249H4ZM15 252H13V253H16V250H14ZM27 251V250H26ZM36 251V250H35ZM105 251V253H106V250H104ZM119 251V253H117ZM118 251H116V252H114V255H115V253H117L114 257L112 256L111 258H113V260L112 261H114V263L115 262H117L118 264L120 263V264H124L125 263V260H126V258L127 257H129V256H131L132 255V253H135L134 251H130V252H127L128 251V249H121V251H123V253L120 251V249L118 250ZM126 251V253H124ZM156 251V250H155ZM160 251V250H159ZM168 250H166L165 251V253H159V254H161V255H163V257H161L160 259L162 260V258H163V260L162 261H169L170 263H174V264H251L249 261H251V259L249 258V256L247 257V258H249V259H247L246 258V261H248V262H246V261H244V259H242V258H240V259H235V260H218L217 258V260L216 261H211V262H206V261H204V260H202V261H197V260H195V259H193V258H191V257H187V258H185V257H183V259H181L180 257L182 256H179V255H174L173 253H172V255L170 254H166V252H167ZM173 251V250H172ZM214 251V252H215ZM18 252V251H17ZM28 252V251H27ZM110 252H113V251H110ZM168 252H171V251H168ZM219 252H221L220 250H219ZM223 252V251H222ZM226 251H224V253H225ZM4 253V252H3ZM104 253V254H105ZM224 253H221V256H224L225 254ZM6 254H8V253H6ZM26 254V253H25ZM28 254V253H27ZM154 254H155V252H154ZM157 254V253H156ZM222 254H224V255H222ZM98 255V254H97ZM100 255V254H99ZM160 255V256H161ZM195 255V254H194ZM217 255V254H216ZM220 255V253L217 255V256H219ZM227 255V254H226ZM245 255V254H244ZM27 256V255H26ZM101 256V255H100ZM156 257H157V255H155ZM160 256H158V258L160 257ZM186 256H188V255H186ZM221 256L220 257H218V258H221ZM3 257V256H2ZM10 257V256H9ZM14 257H15V255H14ZM18 257V256H17ZM138 257V256H137ZM225 257V256H224ZM233 257V256H232ZM240 257V256H239ZM1 258V257H0ZM11 258H13V256L11 257ZM27 258V257H26ZM109 258V257H108ZM132 258V257H131ZM157 258V259H158ZM200 258V257H199ZM212 258V257H211ZM244 258V257H243ZM10 259V258H9ZM156 259V260H157ZM166 259V260H165ZM222 259V258H221ZM225 259H226V257H225ZM242 259V260H241ZM7 260V259H6ZM26 260V259H25ZM63 260V259H62ZM153 260V259H152ZM212 260V259H211ZM255 260V259H254ZM257 260V259H256ZM260 260V259H259ZM111 261V260H110ZM128 261V260H127ZM204 261V262H203ZM99 262H101V261H99ZM98 262V263H99ZM133 262V261H132ZM152 262V261H151ZM160 262V261H159ZM251 262H253V261H251ZM97 263V262H96ZM157 263V262H156ZM160 263H162V262H160ZM254 263H256L257 264V262H254ZM2 264V263H1ZM25 264V263H24ZM91 264V263H90ZM93 264H94V262H93ZM116 264V263H115ZM126 264V263H125ZM259 264H264V262H259Z\"/></svg>",
    "mask_w": 264,
    "mask_h": 264
}]
</instances>
